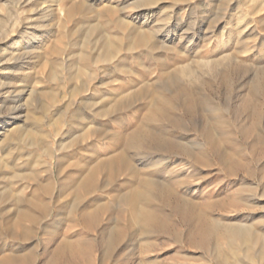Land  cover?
<instances>
[{"label":"rangeland","instance_id":"obj_1","mask_svg":"<svg viewBox=\"0 0 264 264\" xmlns=\"http://www.w3.org/2000/svg\"><path fill=\"white\" fill-rule=\"evenodd\" d=\"M81 1L0 0V158L6 155L15 157L27 150L26 144L18 145L11 139L18 129L22 137L34 132L48 135L45 138L48 152L47 154L42 153L39 159L41 163H45V166L39 167L49 171L42 173L41 180L49 177L57 178L56 162L58 159L61 158L63 166L67 160L75 162L72 155L77 154V146L58 150L61 143L69 142L68 135L70 134H65L68 125H64L63 128L58 125L55 129L51 123L59 116L61 106L69 104L64 118L69 124H76L71 134L79 133L81 131L78 129L80 121L74 113L79 107L77 101L80 97L89 98L92 90L88 89L82 95L72 99L69 91L72 86H78L80 80L70 82L57 80L58 83H51L48 79L49 69L53 63L57 62L61 71L64 70L69 64L68 56L78 51L69 45L72 39L80 41L77 34L72 36V31L80 27L77 23L80 16L71 4L82 3L87 8L90 7L89 10H91L88 11L90 17H93L97 10L112 7L118 11L115 14L124 17L130 26L136 24L146 30H151L154 26L158 27L156 42L171 46L172 50L177 53L175 56L181 61L187 57L192 58L196 52H198V57L194 60L223 58L219 66L223 72L221 77H216L211 71L208 73L205 69L200 71L196 67L193 68L200 76L195 81L194 79L191 81L194 87L192 98L197 97L196 100L191 98L192 101L189 103L193 121L189 123L186 119L184 120V131L177 129L174 125L167 126L165 132L171 134L167 135L169 137L188 141L191 148L193 146L194 152L204 155V166L202 171L198 170L204 179L198 178L199 181L194 179L180 188L182 196L197 202L194 213L189 214L186 205L181 204L182 213L180 215H183L182 217L171 215V213H164L159 217L153 215L149 235L140 234L141 227H131L128 222L126 223L128 213H123L121 203L116 201L119 193L123 194L128 191L125 182L126 175L124 173L117 175L115 180L117 186L113 190L110 189L107 195L100 193L101 200L96 203L97 205L115 203L113 213L110 216H100L93 231L86 236L82 231H76L77 234L72 236L73 240L85 236L91 239L92 244L88 254L89 262L79 258L77 264H217L218 260L221 264H264V0H186L187 2L176 4L170 0H158L152 6L137 8L134 3L137 0ZM83 27L81 26V29ZM166 30H170V34H167ZM54 47L60 52L58 57L50 54ZM120 52L118 57L126 56L125 62L128 67H134L136 62L133 61L132 55L136 51L126 55L123 47ZM168 55L161 53L160 62L169 63ZM229 55L234 58L235 62L232 64H237L238 67L234 72L230 71V68H224L229 63L225 56ZM138 60L143 67L149 68L148 77H143L138 73L130 75L129 78L116 77L113 73L110 78H104L102 70L105 67L111 68L114 63L96 62L89 63V69L97 74L95 80L91 82L86 77L85 80L88 81L87 84L90 83L89 85L92 83V85H98V87L95 86L98 91H112L113 96H118L140 84L151 85L147 87V90L151 91L153 90L152 83L159 73L158 68L149 66L148 56H140ZM225 61L226 64H224ZM136 69L132 68V73ZM139 70L141 68H138ZM105 83L107 85L100 87ZM44 89L55 90L59 99L60 95L64 94L62 102L46 106L45 110L42 109V102L45 105V100L41 96ZM94 100L97 101V98ZM143 102L149 106L150 97H143L139 102L137 101L125 116L131 124L147 112V109L143 107L145 105ZM81 112L86 117H92L88 110L81 109ZM36 118H38V124L33 121ZM92 125L102 127L107 132H122V128L115 122L108 123L96 117L93 118ZM160 125L149 123L145 127L149 131L152 128L160 131L162 130ZM207 141L214 144L218 154H213L207 148ZM94 142L92 140V143ZM169 142L171 145L172 141L169 140ZM93 146L96 152H100L98 155H114L120 150L115 141H108L106 138L97 139V143ZM140 151L141 155H146L147 146L144 144ZM158 154L160 155L155 152L147 155ZM129 155H135V153L130 151ZM212 155H222L228 170L232 168L228 175L220 171L217 173L214 167L215 159ZM10 159L8 158L9 168L12 163ZM138 160H142V164L146 162L147 165L143 167L144 172L155 169V167H150L155 159L147 161L138 157ZM170 160L175 162L176 158ZM176 168H182V165ZM20 171V169L0 170V223L12 225L8 227L12 228L9 232L12 231L17 235H21L22 228L15 225L13 227L11 223L16 217L14 216L16 208L10 200V194L13 192L10 181L11 176ZM60 171L62 176L67 174L65 166ZM179 173L181 172L172 175L176 176ZM183 218L190 224L194 223L192 224L194 229L190 235L193 247L188 244ZM239 224L240 227L248 228L247 230L251 234L254 233V236L250 239L237 240V244L231 247L227 239V229L231 225L239 226ZM107 228L122 232L117 236L120 240L116 239L110 251L104 253L103 244L106 233L103 231ZM5 231L8 232L7 229ZM25 239L5 240L0 235V264H9L13 260L14 263L10 262V264H63L60 261L47 263L55 246L54 242L44 239L40 233L33 235L32 232H27ZM250 244L253 246L252 251L247 249ZM26 254L28 256L24 260L23 256Z\"/></svg>","mask_w":264,"mask_h":264},{"label":"bare ground","instance_id":"obj_2","mask_svg":"<svg viewBox=\"0 0 264 264\" xmlns=\"http://www.w3.org/2000/svg\"><path fill=\"white\" fill-rule=\"evenodd\" d=\"M170 1L176 4L186 0ZM156 2H158V0H137L134 3L135 8H137L139 6H152ZM71 5L73 6L72 8L75 9L77 15L80 16L78 18L79 21H77L80 27L72 31V36L77 34L80 41L72 39L69 45L70 47L78 49V51L68 56L69 64L67 68H64L62 71L61 68L57 66V62L53 63L54 65L52 64L51 69H49L48 79L51 83H58L57 80H60V82H70L79 79L80 84L78 86H72L69 91V95L72 99L82 95L88 89L92 90L89 98L80 97L77 101L79 102V107L74 113L77 120L80 121L78 129H81V131L79 133L71 134L72 129L76 128V124H69L67 119L64 118L70 106L69 104L67 106H61L59 116L51 123V126L55 129L58 125L61 128H63L64 125H68L65 134H70L68 135L69 142L61 143L58 150L60 151L62 148H69L74 145L75 147L77 146L76 153L78 155H72L75 162H69V160H67L66 163H64L67 174L62 176L60 170L64 167L63 161L61 158L58 159L56 162L57 178L49 177L46 180H41L43 176L42 173H48L49 171L48 169L39 167L45 166V163H41L39 159L43 154H47L48 152V148L45 146V138L48 137V135L34 132L33 134H26L22 137L19 135L20 132L18 129L14 133L15 136H12L13 138L11 137V139L18 145L20 143L26 144L27 150L19 155H15V157L13 155L10 157L6 155L0 158L1 171L21 170L19 173H14L11 176L10 186L11 191L14 193L12 192L10 194V200L16 208V215H14L16 217L11 223L13 227L17 226L18 228H22L21 235H17V233L12 231L9 232L12 228L9 229L8 227L12 225L8 226L7 223H0V235L5 240L9 238L13 240L16 238L26 240L25 237L27 232H32L33 235L40 233L44 239L55 243L47 263H50V261H52V263H58V261H60L63 264H77L79 258L86 259L89 262L88 254L89 250L92 248V244L90 242L91 239L89 240L85 236L93 231L100 216H110L111 213H113L112 211L115 208V203L112 204V202H110L108 204L101 202L102 204L99 205L96 203L101 200L99 198L100 193L107 195L110 189L113 190L115 186H117L115 183L117 175L123 173L126 175L125 182L128 186V191L123 194L119 193L116 201L117 203H121L122 212L128 213L126 223L128 222L131 227H141L140 234L149 235V226L152 222L153 215L158 217L164 213L180 215L182 213L180 209L181 204L186 205L189 209V214L194 213L197 202L195 203L186 199L187 197L185 198L182 196L181 194L183 193L180 194V188L191 183L194 179L195 181L198 178L201 180L204 179V176H200V172H198V170L202 171L204 166V155L194 152L192 150L193 146L191 148L188 141H183L182 138L169 137L167 135L171 134L165 132L167 126L174 125L177 126V129L184 131V120L186 119L189 123L193 121L189 106L190 101H192V91L194 88L191 81L192 79L195 81V79L200 78L199 73L193 68L196 67V69L198 68L200 71L203 69H205L206 72L211 71L216 77H221L223 72L219 68L223 58L194 60L198 57V52H196L192 58L187 57L182 61L178 59L175 56L177 53L172 50L173 48L171 46L156 42L155 37L158 32V27L154 26L153 29L146 30L136 24L130 26V24L124 20V17L116 15L117 13L115 14V12L118 11H115L112 7L106 6L107 8H102L100 11L97 10L96 14L94 12V16L90 17L88 15V11L91 10H89L90 7L87 8L82 5V3ZM69 10L71 11L70 7ZM71 12L73 13V11ZM95 19L97 21H94ZM81 26L84 27L81 29ZM165 32L170 34L171 31L166 30ZM123 47L126 55H130L133 51H136L132 55L133 61L136 62L134 66L137 68L134 71L135 73H132V68L134 67H128L125 62L126 56L123 58L118 57L120 49ZM59 53V50L55 47L50 51V54L55 57H58ZM161 53L169 54V63L165 61L160 62L159 58ZM140 56H148L149 66H155L159 71L156 80L152 83L153 90L151 91L147 90V87H151V85L140 84L138 86L136 85L137 87L134 86L129 91L122 92V94L118 96H113L112 91H98L96 89L98 85H92L93 83L89 85L90 83L87 84L88 81L85 80V77L91 80V82L95 80L97 74L89 69V63L93 64L96 62L114 63L111 68L108 67L110 70H108L107 67L102 70V76L104 75V78H110L113 73L116 74V77L124 76L129 78L130 75H136V73L143 77H148L150 74L149 68L147 66L143 67L138 62ZM225 57L228 59L229 63L225 65L224 68H230V71L234 72L238 67L236 66L237 64H232L235 62L233 56L229 55ZM183 61L187 63H181ZM224 64H226V61ZM138 68H141V70L138 71ZM237 71H239V69ZM105 85H107V83L102 84L100 87ZM196 89L198 91V88ZM41 96L45 100V105L42 102L41 108L45 110L46 106L62 102L65 95H60L61 98L59 99V95L55 90L44 89ZM143 97H150L151 103L148 106L143 102L145 103L143 107L147 109V112L136 119L134 124H131L126 120L125 116L129 110L134 107L135 103L137 101L139 102ZM94 98H97V101H95ZM194 99L196 100L197 97ZM80 108L88 110L89 114H92V117H86L81 112ZM215 110H217V108ZM94 117L105 122L107 121L108 123L115 122L122 128V132H107L106 129L102 127H94V125H92ZM219 118L221 119V116H219ZM37 120L38 118L33 121L38 124ZM214 120H216V118H214ZM84 123H86V125L83 126L82 124ZM149 123H155L156 125L161 124L160 127L162 130L157 131L152 128V132L149 131L145 127ZM222 131L223 130H221V132ZM102 138H106L108 141H115L120 150L114 155H98L100 152H96V149H94L95 146L93 145L97 143V139ZM168 139L172 141L171 145ZM92 140L95 142L92 143ZM144 144L148 148L147 154L158 152L160 155H141L140 150ZM213 145L214 144L208 142L207 148L213 154H218L217 149H215ZM130 151H133L135 155H129ZM212 156L215 159L214 167L217 173L220 171L224 175H228L229 170L232 168L228 170L222 155ZM138 157L147 161H149V159H155L150 166L155 167V169L150 172H144L143 167L147 164L146 162L142 164V160H138ZM174 157L176 158L175 162L170 160ZM8 158H12L10 159L12 161L11 168L8 166L10 163ZM179 165H182V168L177 169L176 167ZM207 168L209 167L207 166ZM235 170H237V168ZM176 172L181 173L173 176L172 174ZM98 192L99 194L97 195ZM103 195H101V197ZM145 206H147V208H145ZM182 221L186 226L184 232L187 234L188 244L193 247L190 235L193 232L194 226H192V224L194 223L190 224V222L188 223L184 218ZM6 229L8 232H4ZM247 229L246 227H240V224L239 226H229L227 229L229 246L233 247L237 244V240H242L243 238L250 239L254 236V233L251 234ZM76 231H82L85 236L73 240L72 236L73 234H77ZM103 232L106 233L103 244L104 253H108L113 242L116 241L117 236L120 235L122 231L107 228L106 230L104 229ZM247 249L248 251H252L253 246L250 244ZM27 256V254L23 256V259L25 260ZM217 264H221V262L218 260Z\"/></svg>","mask_w":264,"mask_h":264}]
</instances>
